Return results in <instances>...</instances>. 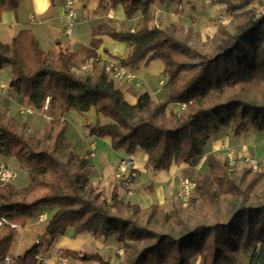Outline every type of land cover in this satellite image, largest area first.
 Segmentation results:
<instances>
[{
    "label": "trees",
    "instance_id": "obj_1",
    "mask_svg": "<svg viewBox=\"0 0 264 264\" xmlns=\"http://www.w3.org/2000/svg\"><path fill=\"white\" fill-rule=\"evenodd\" d=\"M20 1L0 0V14L16 12ZM108 1L122 4L126 18L141 13L132 31L103 30L130 46L126 56L113 57L122 66L160 60L168 83L165 96L154 101L144 91L129 103L103 67L74 70L79 55L95 59L101 27L92 30L88 46L76 52L59 49L56 60L38 47L28 29L9 43L0 42V69L11 67V87L50 119L34 138L24 134L23 124L0 112V152L26 167L30 181L21 188L0 186V215L23 228L40 209L57 208L45 227L50 243L69 228L74 234L112 235L121 244L119 263L98 252L76 254L96 264H191L197 257V264H241L240 253H249L245 264H264V167L233 168L210 153L207 172L195 178L185 206L142 208L119 199L115 188L106 199L88 182L90 151H74L63 118L77 112L88 133L108 136L113 150H144L153 171L193 162L224 126L233 135L248 126L264 131V19L255 16L251 0H212L224 4L231 19L218 23L212 37L203 40L192 28L149 25L153 3L184 0ZM171 104L185 106L177 111ZM92 108L95 121L87 115ZM16 231L9 225L0 230V264H5ZM39 254L35 243L13 264H39Z\"/></svg>",
    "mask_w": 264,
    "mask_h": 264
},
{
    "label": "crops",
    "instance_id": "obj_2",
    "mask_svg": "<svg viewBox=\"0 0 264 264\" xmlns=\"http://www.w3.org/2000/svg\"><path fill=\"white\" fill-rule=\"evenodd\" d=\"M255 3L254 0V4ZM109 10H111V12H109ZM149 10L152 12V20L149 23L150 26L175 24L176 26H183L184 28H192L201 35L203 40L212 37L216 30V26L210 25V23L213 22L212 19L220 17L221 19L219 21L221 23H227L231 19V15L227 12L225 5L213 2L212 0H184L181 3H159L156 1L149 7ZM228 16L229 18L227 19ZM140 18V12L134 13L131 18H126L123 6L120 3L113 5L108 0H84V2L78 6L75 21L71 26L69 34H67L65 32L66 22L63 0H21L16 12H1L0 42L9 43L20 30L28 29L33 33L38 47L42 51H49L52 55V59L56 60L59 49H63L66 52H76L81 46H88L92 38V30L101 27L100 32L102 33L96 36L100 39L101 44L95 50V59L93 57L86 58L84 55H79L76 60L75 68H78L85 62H89L93 70L96 64L104 63L108 60L118 62L113 56L124 57L130 50V46L127 43L111 40L112 37L103 33V30L114 29L117 31H132L140 22ZM7 66L9 65L1 69H5ZM124 68L126 71L134 73L136 76V78L130 82L118 80L117 83L125 99L129 103H135L138 95L144 91L147 92L154 101H161L163 99L168 89V83L163 73V63L160 60L141 61L134 66L129 65ZM0 71V112H6L9 117L21 123L25 119V109L29 108L30 111L32 109L28 104V98L24 95L17 94L10 86V81L12 79L10 66L5 72L2 70ZM131 82L135 84H131ZM175 105L176 104H171L170 107H174ZM32 112L36 113L34 109H32L31 113ZM44 118L47 119L45 116ZM223 128L224 127L211 135L206 144L222 134ZM68 138L69 123L67 126V140ZM69 140L71 143L75 144L71 139ZM73 148L74 151L77 152L75 147ZM84 149L85 151H90L89 159L93 165L92 171L88 177V182L99 190L102 189L107 199L110 198L111 192L115 188L119 199L138 204L142 208H146L142 206L141 201L147 196H143V192L150 186L153 187V193L147 196L150 202L152 200L159 206L165 205L167 200L170 199L171 193L175 195L179 181L184 177L181 176V169L188 164L173 163L167 170L161 169L153 171L146 165L147 154L144 150L136 149L132 154H127L122 149L113 150L110 146V138L108 136L101 138L89 135L87 147L85 146ZM205 152L206 146L202 154ZM126 156L134 160L137 168V177L134 181L133 192L131 194H127L114 178L119 159ZM0 163L15 171V179L11 181L14 187L21 188L30 185L29 178H25L24 176L18 178L15 169H21L25 173L26 170L17 159L0 152ZM153 202L148 204V206ZM56 209L55 207L42 208L33 218L27 221L25 227H19V229H22V232L17 235L19 230L17 229L10 245L8 255L12 257L22 255L27 249L34 245L36 240H39L37 239L38 236H42L46 237L45 242L47 247L38 244L40 247V255L46 260L44 264H47L49 261L44 254L52 247L55 240L56 245L65 243L66 241L63 237H67V233L71 234L70 231L72 230L71 228L67 229L63 235H57L54 241L50 243V238L45 232V227ZM39 214H43L44 219L40 220L38 217ZM78 235H83L82 237L87 236L89 239L88 246L92 245L95 240L101 241L102 245L94 246V252H98L108 259V255L111 254V252H108L104 242L108 241L109 243L112 242L119 245L116 249V253L118 254L117 260L119 262L122 260V254L118 252L121 249V244L115 242V240L111 241L113 239L111 236H93L88 231L79 233ZM103 239H105V241H103ZM104 253L107 255H104ZM244 254L245 253L239 254L240 260L244 257ZM198 260L199 257L195 258L191 264H197ZM247 261L248 259L245 260L246 263Z\"/></svg>",
    "mask_w": 264,
    "mask_h": 264
},
{
    "label": "rangeland",
    "instance_id": "obj_3",
    "mask_svg": "<svg viewBox=\"0 0 264 264\" xmlns=\"http://www.w3.org/2000/svg\"><path fill=\"white\" fill-rule=\"evenodd\" d=\"M211 4H214V3H211ZM250 5L254 7L255 5L254 0H251ZM228 18L229 16L227 17V19ZM220 19H221L220 17H215L214 19H212L213 22L210 23V25L216 26L218 23H220L219 21ZM111 40L118 42V40H115L112 38ZM102 64L103 63L97 64V68H101ZM8 69H9V66H7L5 69H0V70L5 72ZM118 80H124V81L130 82L133 79L128 80V79H116L115 78L113 79V81L117 87H118V84H117ZM131 84H135V83L131 82ZM173 108L177 111H180V106L178 104H176ZM31 111L30 109L29 111L25 109V112H24L25 119L20 124H23V129H24L23 132L25 135H29V136L36 138L38 132L42 131L45 128V126L49 123L50 119L44 118V115L38 113L37 111L36 113H33V112L31 113ZM87 115L89 116L91 121H95L96 114L93 109H90L87 112ZM63 118H65L69 123L68 140L71 139L75 143V144L73 143L72 144H73V147H75V150L77 151L76 153L83 154L85 152L84 147L85 146L87 147V140L90 134L88 133L87 128L84 125L82 116L78 114L77 112L69 111V112L64 113ZM65 137L67 139V129L65 132ZM209 153H215L219 157L226 159L230 163V165L233 166V168L245 167L247 166L250 160H255L258 164V167L261 170H263V167H264V131H259L253 126H248L247 129L241 132L239 135H233L230 126L229 125L224 126L222 134L210 140L208 144H206V152L202 154L201 156H199L197 159H195L193 162L187 164L181 169V172H182L181 176L192 177L195 179L197 176L206 173L207 166H206L205 158H206V155ZM15 170L17 172L18 178L20 176L22 177L24 176L25 178H28L26 167H25L26 173L18 168H16ZM100 191L102 195L104 196L103 190L100 189ZM144 191L145 192H143V196L145 195L149 196L153 193V187L152 186L147 187V189H145ZM147 196L141 201V204L144 207H147L148 204L153 202L152 200L150 202ZM152 204H156V203L153 202ZM174 206H181V203L178 201L176 197V193L175 195L171 193L170 199L167 200L165 205H162L160 207L163 210H171ZM21 230L22 229L18 230L17 235L21 234L22 232ZM70 232L71 234L67 233V237H63V239H65L66 241L65 243L56 245V240H55V243L52 245V247L48 249V252L44 254V256L48 258V261H49L47 264H62V262H65L66 264H96V262L93 260H86V259L78 258L76 254L82 253V252L93 253L94 246L102 245V242L95 240L93 241L92 245L88 246L89 239L87 238V236L82 237L83 235L74 234L72 230ZM111 237L113 238L111 241H114L115 240L114 237L112 235ZM45 238L46 237L38 236L37 239H39L38 241L41 246L47 247ZM103 241H105V239H103ZM104 244L107 246L106 249L108 250V252L109 251L111 252V254L108 255L109 259L111 260L112 258L113 263H119V261L117 260L118 254L116 253V249L119 245H116L115 243H112V242L109 243L108 241L104 242ZM105 254L106 253H104V255ZM248 258H249V253H245L244 257L240 260L241 264H245L246 263L245 260ZM38 263L42 264L40 261H38ZM44 263H46V261L43 262V264Z\"/></svg>",
    "mask_w": 264,
    "mask_h": 264
},
{
    "label": "built area",
    "instance_id": "obj_4",
    "mask_svg": "<svg viewBox=\"0 0 264 264\" xmlns=\"http://www.w3.org/2000/svg\"><path fill=\"white\" fill-rule=\"evenodd\" d=\"M64 2V17H65V32L69 34L71 30V26L73 22L75 21L76 15H77V9L78 6L81 5L84 0H63ZM255 6H254V14L257 18L264 19V0H255ZM111 12V10H109ZM101 67L105 70V72L112 77L113 79H128L132 80L135 79L136 76L134 73L128 72L125 70V66H122L119 64V62H116L114 60H108L104 62ZM76 72H90L92 70L91 64L88 62H85L81 64L78 68H74ZM185 105L180 104V107L183 108ZM29 111V109H26ZM249 168H251L253 171L260 170L258 167V164L255 160H250L247 164ZM16 176V173L14 170L10 169L6 165L0 163V186L4 185L5 183L11 182ZM137 177V168L135 166L134 160L129 157H123L120 158L117 163V169L114 173V178L116 182L119 184L121 188H123L128 194H131L133 192V184ZM196 186L195 179L192 177H183L180 179V182L177 187L176 191V197L178 201L185 206L194 193ZM39 219H44L43 214L38 215ZM9 225L12 228L19 229V226L15 223L9 222V220L3 216L0 215V230L6 226ZM35 243H39L38 240H36ZM120 254H122V249L118 251ZM16 257V256H15ZM15 257H12L10 255H6L4 258L5 264H12L14 263ZM38 261H40L42 264L46 260L44 257L38 255L37 256ZM62 264H66L65 262H62Z\"/></svg>",
    "mask_w": 264,
    "mask_h": 264
},
{
    "label": "water",
    "instance_id": "obj_5",
    "mask_svg": "<svg viewBox=\"0 0 264 264\" xmlns=\"http://www.w3.org/2000/svg\"><path fill=\"white\" fill-rule=\"evenodd\" d=\"M12 84H13V82L10 81V86H12ZM85 257H86V255L84 254V255H83V258H85Z\"/></svg>",
    "mask_w": 264,
    "mask_h": 264
}]
</instances>
